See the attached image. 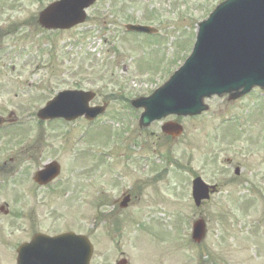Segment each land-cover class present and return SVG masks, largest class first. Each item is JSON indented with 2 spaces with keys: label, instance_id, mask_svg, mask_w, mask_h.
Listing matches in <instances>:
<instances>
[{
  "label": "rangeland",
  "instance_id": "374dc122",
  "mask_svg": "<svg viewBox=\"0 0 264 264\" xmlns=\"http://www.w3.org/2000/svg\"><path fill=\"white\" fill-rule=\"evenodd\" d=\"M52 1L0 0V115L13 112L18 126H27L51 97L75 88L95 90L92 104L108 102V112L89 124L85 118L44 123L48 146L39 158H31L26 149L38 136L36 130L26 144L27 129L6 126L0 133V203L30 212L41 201L30 176L56 159L62 174L43 193L44 207L37 204L38 219L42 212L48 214L50 234L66 229L88 234L94 244L92 264H114L121 252L128 264H264V92L254 89L236 100L214 96L206 99L208 109L200 115L168 116L132 137L129 125L138 114L123 104L151 94L169 69L171 75L181 66L197 23L222 0H97L87 9L85 23L47 31L38 25L37 15ZM127 23L152 26L158 34L128 33ZM170 119L184 127L178 138L161 132V124ZM82 135L73 144V137ZM73 148L87 153L76 154ZM132 151L143 158L156 154L155 162L127 166ZM167 152L172 162L162 172L160 155ZM23 167L28 176L17 172ZM115 167L117 177L107 171ZM193 174L219 185V192L200 208L190 195ZM234 177V185L227 183ZM126 190L134 194L130 207L113 208ZM251 195L263 201L253 206ZM112 212L120 218L121 231L109 234L112 221L97 215ZM154 213H159L157 219H151ZM200 215L208 232L205 243L195 246L191 222ZM8 260L4 255L0 263Z\"/></svg>",
  "mask_w": 264,
  "mask_h": 264
},
{
  "label": "water",
  "instance_id": "95a60500",
  "mask_svg": "<svg viewBox=\"0 0 264 264\" xmlns=\"http://www.w3.org/2000/svg\"><path fill=\"white\" fill-rule=\"evenodd\" d=\"M94 1H58L40 14V22L48 28H70L85 20L84 8ZM129 28L150 31L143 26ZM256 84L264 87V0H227L200 23L196 44L184 66L142 103L148 107V119L170 112L196 114L206 108L203 104L205 96L226 92L238 96ZM93 95L78 90L62 91L39 115L73 118L86 113L94 116L98 112L88 107ZM164 128L173 134L181 131L177 125L167 124ZM58 172L59 166L55 162L49 164L45 174L52 179ZM194 194L197 203L208 197V186L200 178L194 182ZM193 232L196 241L204 237L202 220L196 222ZM75 243L79 250L74 256L68 246ZM48 252V264H74V260L76 264H89L92 246L85 236L65 233L49 238ZM19 262L28 264L21 255Z\"/></svg>",
  "mask_w": 264,
  "mask_h": 264
},
{
  "label": "flooded vegetation",
  "instance_id": "af4514ba",
  "mask_svg": "<svg viewBox=\"0 0 264 264\" xmlns=\"http://www.w3.org/2000/svg\"><path fill=\"white\" fill-rule=\"evenodd\" d=\"M44 134H46V129L43 127L41 133L39 134V137H37L35 141L31 142L29 146H27L26 149L27 151H29V156L31 158L41 157L42 154H40V152L43 151L44 145L47 149L48 145L46 143ZM35 153H37L38 155H36ZM143 161L144 159L139 156L132 158L131 155H128L126 157L127 166L130 164H132V166H136V164H140ZM39 168H37V170ZM35 186L36 189L41 192V201H37V204L41 207H44L46 195L43 193L48 190L49 185H40L36 183ZM217 186L219 187V185ZM129 192L131 193V195L133 194L131 191ZM103 203H105V201H103ZM116 203V201L113 202V208H115ZM12 204V202L6 201L2 202V204L0 203V247L2 248L0 259H2V257L4 255L6 256L7 254H9L11 257V259L8 262H4V264H14L16 262L18 256V247L20 244L31 241L36 234H49V231L47 229L48 214L44 215V212H42V218L41 220H39L37 216V209L39 208V206L36 203L35 206L31 208L30 212H23L24 208L18 209ZM20 216L26 219L25 223L19 222ZM115 219H118V217L116 216ZM19 232L24 233V236L18 237Z\"/></svg>",
  "mask_w": 264,
  "mask_h": 264
}]
</instances>
